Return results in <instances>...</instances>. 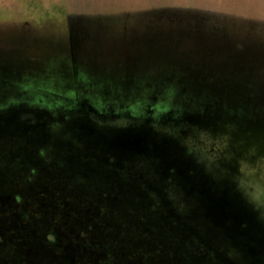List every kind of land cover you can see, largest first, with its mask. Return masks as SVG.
Here are the masks:
<instances>
[{
  "label": "rangeland",
  "instance_id": "374dc122",
  "mask_svg": "<svg viewBox=\"0 0 264 264\" xmlns=\"http://www.w3.org/2000/svg\"><path fill=\"white\" fill-rule=\"evenodd\" d=\"M179 77L181 97L214 102L170 97ZM263 77L264 0H0V100L31 101L0 104V264H102L122 219L154 229L167 264H264ZM154 109L208 122L251 160L234 146L245 164L227 170L206 154L212 131L179 140Z\"/></svg>",
  "mask_w": 264,
  "mask_h": 264
},
{
  "label": "flooded vegetation",
  "instance_id": "af4514ba",
  "mask_svg": "<svg viewBox=\"0 0 264 264\" xmlns=\"http://www.w3.org/2000/svg\"><path fill=\"white\" fill-rule=\"evenodd\" d=\"M38 65H41L40 63H38ZM59 67H62V65H61V63H59V65H58ZM56 69H58V67H55ZM39 69V68H38ZM68 69V68H67ZM62 70V68H59V72ZM43 71H45V70H43ZM163 77V76H162ZM161 78V77H160ZM167 80H169L168 79V77L166 78ZM164 81H166V80H164ZM188 81V79L186 80H184V78H173L172 80H170V85H169V81H167V83L164 85V86H167L169 89H170V91L171 90H174V91H176L177 92V95H173L172 93H170V97L171 96H174L173 97V99H175V98H181V99H184V100H187V101H191V102H196V103H203V105L204 104H206L207 102H210V103H212V102H214V100H211L208 96H206V95H204V96H206V97H199V96H197V95H195V94H193V92H191L192 93V98L190 99V98H183V97H181L180 96V94H183V92H185L184 90V87L185 86H187L188 87V84H186V82ZM56 84V83H55ZM72 84H74L75 85V87H76V82L75 81H73V83H70L69 85H72ZM9 86H8V88H14L15 90H20V91H28V90H30V89H40V88H50V89H63L62 88V86H63V84H59L58 86H50V84L49 85H46V84H44V83H42V82H37V83H34V82H32V83H26V82H24L22 79H19V78H16L15 80H12V81H10V83L8 84ZM61 85V86H60ZM68 85V84H67ZM171 86H173V87H171ZM70 87H72V86H70ZM186 87V88H187ZM178 88H180V89H178ZM183 88V89H182ZM66 89H70L68 86L66 87ZM168 96V97H169ZM200 100V101H199ZM6 100H0V104L1 103H4ZM8 101H12V102H14V101H16L17 103H19V102H21L20 104H29V102L31 103V101L30 100H26V99H23L22 97H16V98H14L13 100H8ZM8 101H6V102H8ZM15 103V102H14ZM49 103V102H48ZM57 102H55V103H52V102H50L48 105H43V106H46L47 108H51V109H54V108H56V109H60L62 112H66L67 110H66V108H65V106L64 105H62V104H60V103H57ZM68 105H70V104H68ZM151 105H153V104H151ZM134 106V105H133ZM155 108V107H154ZM86 110H87V112L90 114H92V113H94V114H96L95 113V107L94 106H92L91 107V105L89 104L87 107H86ZM138 110H140V109H138ZM156 110L154 109V110H152L151 111V113L152 112H155ZM86 112V113H87ZM149 113L150 112H148V113H145V115H149ZM163 113H161L160 115H162ZM140 114L137 112V111H135V112H132L130 115H128L127 117H124V116H122V118H133V117H137L136 119H139L140 117H141V115L139 116ZM143 115V114H142ZM144 115V116H145ZM158 113H156L155 112V115L153 116V119H151V122L152 123H158V124H160V126L161 127H164L165 129H167L168 131H172V135H174L177 139H179V140H183V141H187V140H190V139H188V138H186V137H179V134H177L178 136H176V134L173 132V131H175V128L176 129H180L182 132H183V127H185V124H188V121H183L182 119H177L178 117H173L174 115H172V116H167V118H162L163 116H160ZM96 116H97V114H96ZM252 118H255V113H253L252 114V116H251ZM117 118V117H116ZM118 118H121V116L119 117L118 116ZM177 119V120H176ZM193 122V121H192ZM151 123V124H152ZM184 123V124H183ZM194 123V122H193ZM201 128H203V125L202 126H200ZM206 128V131L207 132H211V137L210 138H208L209 140H212V139H215L216 140V142L218 143V144H220V146H218V148L222 151V152H226V157H227V162H222L221 160H220V158L219 157H217L216 155H215V153L214 152H208L207 150V153L206 154H208V156H210L214 161H216L217 162V164H219V165H221L222 167H227V170H229V171H231V172H233V171H236V168L237 167H239L240 165H244L245 163L244 162H242L241 160H237V162H235V159H233L232 158V156H233V154H234V146H235V148L236 149H238L241 153H242V156L244 157V158H246V160H251L250 159V157L246 154V152H245V150H244V148L243 147H241L240 145H238L236 142H233V141H230V140H223L221 137H219V136H216L215 134H214V132H215V129L213 130L212 128H211V125H208L207 127H205ZM180 131V132H181ZM209 132V133H210ZM215 135V136H213V135ZM219 142H218V141ZM213 141V140H212ZM224 141V142H223ZM232 154V155H231ZM236 154H237V152H236ZM245 154V155H244ZM231 155V157H229ZM230 161V162H229ZM237 164V165H236Z\"/></svg>",
  "mask_w": 264,
  "mask_h": 264
},
{
  "label": "trees",
  "instance_id": "16d2710c",
  "mask_svg": "<svg viewBox=\"0 0 264 264\" xmlns=\"http://www.w3.org/2000/svg\"><path fill=\"white\" fill-rule=\"evenodd\" d=\"M261 80L264 83V77ZM256 97V102L258 104H261V100L264 101V85L258 90ZM102 226L110 225L108 222L103 221ZM119 228L122 230L129 229V231L125 230L126 232L123 236H118L117 230ZM107 229V231H105L106 233H103V236L109 240V245L108 249L104 248V252H101L103 253V261L106 260L102 264H113L114 262L116 264H121V262L115 260L119 258L120 253L124 254L123 259L126 258L129 264H167L169 260V251L172 249H169L168 246V250L164 249L166 242L163 238H161V240L158 239L154 229H147L145 225L144 228L141 229H147L146 232H141L140 230L134 232V229L129 226L125 219H122V221L120 220L114 227ZM120 237L123 240L122 244H120ZM125 245H129L130 248H122ZM173 259L177 261L178 258L173 257Z\"/></svg>",
  "mask_w": 264,
  "mask_h": 264
},
{
  "label": "water",
  "instance_id": "95a60500",
  "mask_svg": "<svg viewBox=\"0 0 264 264\" xmlns=\"http://www.w3.org/2000/svg\"><path fill=\"white\" fill-rule=\"evenodd\" d=\"M113 108V107H112ZM112 108H102V109H99V110H95V113H97L99 116H102L101 119H109V118H113L115 115L117 116H124V117H127L128 115H130L132 112H134V109H131L130 108H133V107H128V106H120L119 107V110L121 112H118V111H114L112 110ZM106 109L108 111H106ZM188 121V124H185V127H183V132H182V136L183 137H188L189 139H195L197 141L198 137H199V133L201 132L202 134L206 133V128L209 124L208 122L205 123L204 125L201 124V123H197L195 121L192 122V120H186ZM206 122V121H205ZM184 124V123H183ZM203 125V128H201L200 126ZM202 129V130H201ZM218 146H220V144H215L213 145V149L210 150V152H214L215 155L217 157L220 158V160L222 162H227V157L225 156L226 155V152H222ZM232 155V154H231ZM231 155L229 157H231ZM230 162V161H229Z\"/></svg>",
  "mask_w": 264,
  "mask_h": 264
},
{
  "label": "crops",
  "instance_id": "0c3cea01",
  "mask_svg": "<svg viewBox=\"0 0 264 264\" xmlns=\"http://www.w3.org/2000/svg\"><path fill=\"white\" fill-rule=\"evenodd\" d=\"M32 90H34V89H30V90H28V92H30V91H32ZM17 92H22V93H24L25 91H20V90H18ZM14 98H16V97L8 98V100H13ZM12 104H15V103L13 102Z\"/></svg>",
  "mask_w": 264,
  "mask_h": 264
}]
</instances>
